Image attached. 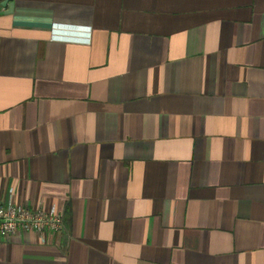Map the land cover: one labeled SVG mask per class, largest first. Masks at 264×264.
Here are the masks:
<instances>
[{
  "label": "crops",
  "instance_id": "obj_1",
  "mask_svg": "<svg viewBox=\"0 0 264 264\" xmlns=\"http://www.w3.org/2000/svg\"><path fill=\"white\" fill-rule=\"evenodd\" d=\"M8 201L0 264H264V0H0Z\"/></svg>",
  "mask_w": 264,
  "mask_h": 264
},
{
  "label": "built area",
  "instance_id": "obj_2",
  "mask_svg": "<svg viewBox=\"0 0 264 264\" xmlns=\"http://www.w3.org/2000/svg\"><path fill=\"white\" fill-rule=\"evenodd\" d=\"M64 229L63 215L55 208L30 209L12 201L0 204V237L11 239L20 233H57Z\"/></svg>",
  "mask_w": 264,
  "mask_h": 264
},
{
  "label": "water",
  "instance_id": "obj_3",
  "mask_svg": "<svg viewBox=\"0 0 264 264\" xmlns=\"http://www.w3.org/2000/svg\"><path fill=\"white\" fill-rule=\"evenodd\" d=\"M8 9L11 10V3H9V5H8Z\"/></svg>",
  "mask_w": 264,
  "mask_h": 264
}]
</instances>
